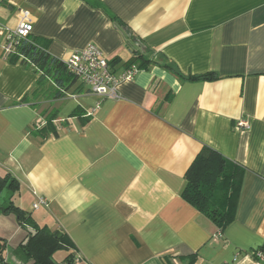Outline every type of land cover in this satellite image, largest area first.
<instances>
[{"label": "crops", "instance_id": "crops-1", "mask_svg": "<svg viewBox=\"0 0 264 264\" xmlns=\"http://www.w3.org/2000/svg\"><path fill=\"white\" fill-rule=\"evenodd\" d=\"M22 11L27 36L61 60L94 43L116 71L142 54L218 78L149 64L86 115L99 97L78 81L55 97L51 80L3 55ZM0 26V172L17 180L13 204L66 234L78 264H264L249 253L264 246V0H2ZM49 114L58 136L43 139L32 124ZM203 145L243 169L222 232L181 197ZM24 226L0 213L9 264H23Z\"/></svg>", "mask_w": 264, "mask_h": 264}, {"label": "trees", "instance_id": "trees-1", "mask_svg": "<svg viewBox=\"0 0 264 264\" xmlns=\"http://www.w3.org/2000/svg\"><path fill=\"white\" fill-rule=\"evenodd\" d=\"M107 14L116 25L120 27L125 25L115 15L109 12ZM46 45V41L39 38L26 36L17 39L7 60L14 63L19 59L22 63L32 65L40 74V82L46 79L51 80L55 86L54 96L60 97L65 94L68 87L74 84L76 79L67 71L63 60L48 53ZM158 63L157 58H147L138 54L126 64L127 66L135 64L138 69H141L146 68L149 64ZM159 64L183 80H214L218 78L214 72L185 75L168 61ZM21 100H25V97ZM74 114H77V110ZM54 116V114L45 116V123L40 127H35L34 122L31 130L43 139L48 136L49 132L58 136L53 125ZM242 173V167L215 149L203 145L185 171V185L181 191V197L214 223L218 231L222 232L234 219L241 189ZM4 188L12 194L17 190V180L9 172H0V193ZM0 213L13 214L16 222L21 226H24L25 223L32 226V229H27L25 238L18 245V252H22L24 255L23 264H54L53 253L56 250L68 251L73 247L66 234L62 233L56 237L54 231H51L47 226L35 224L30 215L15 206L10 199L6 205L0 203ZM3 245L0 243L1 247ZM64 261L66 264H73L71 252L66 254ZM6 264L9 263L6 262Z\"/></svg>", "mask_w": 264, "mask_h": 264}, {"label": "built area", "instance_id": "built-area-1", "mask_svg": "<svg viewBox=\"0 0 264 264\" xmlns=\"http://www.w3.org/2000/svg\"><path fill=\"white\" fill-rule=\"evenodd\" d=\"M31 31L32 24L28 12L22 11L17 25L5 33V44L2 47L3 55L8 57L14 49L15 41L20 38H25ZM63 62L67 71L75 77L76 81L86 88L88 93L99 97V101L96 102L92 109L86 112V115H92L102 99L119 97L118 85L121 82L131 81L139 71L135 64L128 65L116 71L102 50L94 43H89L81 49L70 52L63 59ZM44 123V118H41L35 121L34 126L40 127ZM239 125L241 127H248L247 121H240ZM42 205H47V201L43 197H38L32 204L35 209ZM249 253L256 260L264 259V246L251 250ZM236 257L237 255H235ZM79 260L80 257L78 254H75L72 258L74 264H78ZM0 264H6V260L1 253V246Z\"/></svg>", "mask_w": 264, "mask_h": 264}, {"label": "rangeland", "instance_id": "rangeland-1", "mask_svg": "<svg viewBox=\"0 0 264 264\" xmlns=\"http://www.w3.org/2000/svg\"><path fill=\"white\" fill-rule=\"evenodd\" d=\"M15 201L17 202V197L13 195L12 193H9L7 189H3L2 192L0 193V201L2 204L6 205L9 201ZM28 210V209H27ZM15 250H19L18 245L15 247ZM67 254L66 250L63 249H58L53 253V261L54 264H66L64 262V258Z\"/></svg>", "mask_w": 264, "mask_h": 264}, {"label": "water", "instance_id": "water-1", "mask_svg": "<svg viewBox=\"0 0 264 264\" xmlns=\"http://www.w3.org/2000/svg\"><path fill=\"white\" fill-rule=\"evenodd\" d=\"M54 234H55L56 237H58V236L61 235V232L59 230H56V231H54Z\"/></svg>", "mask_w": 264, "mask_h": 264}]
</instances>
